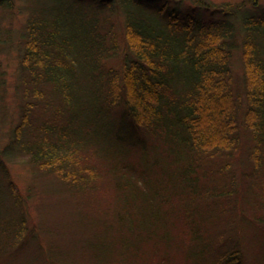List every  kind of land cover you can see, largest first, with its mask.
<instances>
[{"label": "trees", "instance_id": "trees-1", "mask_svg": "<svg viewBox=\"0 0 264 264\" xmlns=\"http://www.w3.org/2000/svg\"><path fill=\"white\" fill-rule=\"evenodd\" d=\"M183 1L0 0V57L22 73L0 264H264V14ZM6 93L0 59V131ZM14 150L33 168L26 199Z\"/></svg>", "mask_w": 264, "mask_h": 264}, {"label": "rangeland", "instance_id": "rangeland-1", "mask_svg": "<svg viewBox=\"0 0 264 264\" xmlns=\"http://www.w3.org/2000/svg\"><path fill=\"white\" fill-rule=\"evenodd\" d=\"M211 2H215L217 4L225 3V2H241L243 0H209ZM185 4H195V0H184ZM257 3L254 7H251L250 10L260 14H264V0H256ZM252 6V5H251ZM2 61V67L4 70H6V80H7V93H6V102H5V108H6V117L5 122L1 128L0 131V149L1 151H4L6 148V144L9 143V133L11 131V127L18 124L20 122L21 117V109L19 107V94L21 92V79L22 73L20 66L18 64L17 56L15 54V51H12L8 54L2 55L0 57ZM242 69V61L241 56H239V52L236 53L234 60H233V70L236 74H239ZM120 107L118 108L117 112H121ZM244 140L248 146L241 150V154L237 155V157L234 159V169L238 173L243 172H250L251 165L250 161L248 159V147L252 145L253 143V136L249 132L244 133ZM250 143V145H249ZM10 145V144H8ZM86 151V149H85ZM85 151L83 153H85ZM15 153V150L13 154L11 155H4L3 159L6 163V166L9 171V175L12 179V181L17 185V189L19 191L20 197L26 199L28 198L29 189L30 186L32 188L34 187L35 180L33 177V168L30 165L27 156L23 154H17ZM51 181V180H50ZM33 183V184H32ZM39 188H36L35 191H38ZM29 194V195H28ZM8 196V195H7ZM35 197H37V192L35 194ZM3 200L5 201V198L3 197ZM33 200H36L33 199ZM38 200V199H37ZM36 200V201H37ZM13 202V201H12ZM12 202H9V200L6 199L7 204H11ZM26 208L24 207L26 219L28 224H32L34 222H38L39 219V213L37 212V207L35 205V201H32L31 203L28 202ZM56 218H58V213H54ZM241 217V216H240ZM256 213L254 211H249L247 215L240 218V228L238 231L242 232L243 230L246 231L243 225H246V223H249L250 220L256 219ZM31 219V221H29ZM257 227V235L260 237H264V225H262L260 222H256ZM45 232L43 231V235ZM42 235V236H43ZM144 258L143 263L139 262V264H144ZM149 260H152L149 258ZM155 262V260H153Z\"/></svg>", "mask_w": 264, "mask_h": 264}]
</instances>
